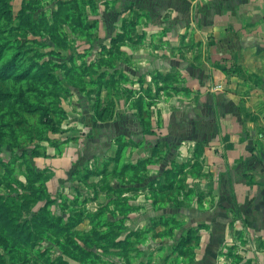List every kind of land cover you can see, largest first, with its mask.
<instances>
[{"label": "rangeland", "instance_id": "1", "mask_svg": "<svg viewBox=\"0 0 264 264\" xmlns=\"http://www.w3.org/2000/svg\"><path fill=\"white\" fill-rule=\"evenodd\" d=\"M118 8L0 0V264L179 262L178 221L167 214L177 205L138 204L164 188V199H177V163L160 161L153 177L145 132L128 131L139 140L132 148L124 134L116 152L98 135L120 105L121 116L137 105L149 122L132 75L114 66L133 27Z\"/></svg>", "mask_w": 264, "mask_h": 264}, {"label": "crops", "instance_id": "2", "mask_svg": "<svg viewBox=\"0 0 264 264\" xmlns=\"http://www.w3.org/2000/svg\"><path fill=\"white\" fill-rule=\"evenodd\" d=\"M114 1L133 25L114 66L132 75L149 122L119 104L99 122L104 146L116 152L125 134L133 148L128 131L140 129L153 177L177 163V199L164 188L138 204L177 205L178 264H264V0Z\"/></svg>", "mask_w": 264, "mask_h": 264}]
</instances>
